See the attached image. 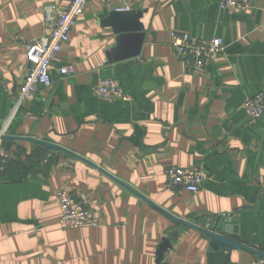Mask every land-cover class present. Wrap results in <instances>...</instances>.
<instances>
[{
	"label": "crops",
	"instance_id": "0c3cea01",
	"mask_svg": "<svg viewBox=\"0 0 264 264\" xmlns=\"http://www.w3.org/2000/svg\"><path fill=\"white\" fill-rule=\"evenodd\" d=\"M72 0H0V131L62 145L175 216L264 252V115L246 97L264 92V0L246 12L221 0H90L58 54L51 87L14 112L30 63L26 43L41 37L45 9ZM116 10L136 11L144 26L138 56L110 60L120 44ZM172 31L209 40L222 54L204 71L184 62ZM73 64L61 76L57 67ZM120 98H101L99 79ZM0 169V264H157L164 237L179 224L98 168L63 151L41 160L40 145L14 141ZM201 167L198 192L170 184L169 166ZM25 175L20 178L19 176ZM67 189L98 217L68 228L56 196ZM163 264H252L246 249H214L197 229L171 240Z\"/></svg>",
	"mask_w": 264,
	"mask_h": 264
},
{
	"label": "built area",
	"instance_id": "2783aa9c",
	"mask_svg": "<svg viewBox=\"0 0 264 264\" xmlns=\"http://www.w3.org/2000/svg\"><path fill=\"white\" fill-rule=\"evenodd\" d=\"M90 0H72L71 4L60 9L57 5H48L45 9L44 34L26 43V54L30 63L29 73L20 86L15 111L30 99L40 86L51 87L54 84L52 68L63 45L70 39V33L78 18L85 12ZM222 8L235 9L246 12L252 8L250 0H221ZM264 19V10H263ZM171 45L179 57L197 71H204L214 56L225 50V43L221 37L202 40L188 32L172 31ZM61 76L72 75L76 72L73 64H64L57 67ZM96 93L101 98H120L123 96L121 86L113 79L102 78L96 84ZM244 109L252 119L264 115V92L246 97ZM7 134V127L0 131V169L5 166L10 157L4 149L1 135ZM167 177L171 185L183 187L191 192H198L204 180V171L201 167L169 166ZM61 210V222L68 228L97 227L100 220L89 208L67 189L56 192ZM211 228L208 223L205 225ZM252 264H264V257H258Z\"/></svg>",
	"mask_w": 264,
	"mask_h": 264
},
{
	"label": "water",
	"instance_id": "95a60500",
	"mask_svg": "<svg viewBox=\"0 0 264 264\" xmlns=\"http://www.w3.org/2000/svg\"><path fill=\"white\" fill-rule=\"evenodd\" d=\"M138 13L136 11H122V10H116L111 13V20L113 23H120L125 27L128 28V32L132 33H120V44L117 48L113 49L111 53H109V59L110 60H120V59H126L130 57H135L140 54L141 51V45L143 43L144 38V26L141 23H137L135 20L138 17ZM1 139L5 141V144L7 148L14 142V141H32L40 145V151H41V160H46L50 154H54L57 151H63L65 153H68L76 158H79L92 166L98 168L101 172L105 173L112 179L118 181L120 184L124 185L128 189L135 192L137 195L145 199L147 202L155 206L156 208L160 209L162 212L166 213L168 216H170L174 221H176L179 224V227L170 233L169 237H164L162 243L159 246L158 252H157V264H163V259L165 256V253L172 248V239L178 240L180 236L185 233L189 229H197L199 230L204 237L210 240V245L214 249H225V250H233V249H246L253 253H255L258 256L264 257V252L255 249L253 247H250L233 237L229 236L230 232H226L225 234L219 233L215 231L212 228H207L203 225H199L187 220H184L182 218H179L172 214L171 212L167 211L163 207L155 204L154 202L150 201L143 195L139 194L138 192L134 191L132 188L124 184L122 181L117 179L114 175H112L107 170L103 169L102 167L98 166L97 164L93 163L92 161L84 158L83 156L79 155L78 153L53 142L39 139L31 136H18V135H11V134H3L1 135ZM179 188V186H176Z\"/></svg>",
	"mask_w": 264,
	"mask_h": 264
},
{
	"label": "trees",
	"instance_id": "16d2710c",
	"mask_svg": "<svg viewBox=\"0 0 264 264\" xmlns=\"http://www.w3.org/2000/svg\"><path fill=\"white\" fill-rule=\"evenodd\" d=\"M23 177H25V175H21V176H19V179H20V178H23Z\"/></svg>",
	"mask_w": 264,
	"mask_h": 264
}]
</instances>
